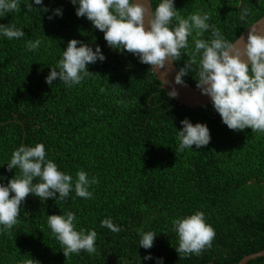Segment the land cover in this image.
<instances>
[{"label":"trees","instance_id":"16d2710c","mask_svg":"<svg viewBox=\"0 0 264 264\" xmlns=\"http://www.w3.org/2000/svg\"><path fill=\"white\" fill-rule=\"evenodd\" d=\"M159 2L153 0V7ZM175 5L185 18L208 13L209 23L233 43L264 16V0H175ZM45 6L48 12H29L21 0L18 11L0 18L25 31L20 39L0 37V183L19 174L7 166L13 151L37 143L74 180L83 169L99 183L90 187V199L74 190L64 200L46 202L29 194L18 223L0 233V264H157L161 257L163 264H238L264 250V132L229 129L211 102L196 107L170 98L154 70L135 54L109 47L103 32L77 16L72 0L34 5ZM56 8L62 15H53ZM244 9L250 14L241 22ZM74 38L100 45L106 59L89 64L92 73L79 85L68 87L59 78L49 85L51 66ZM36 39L40 48L29 51L26 42ZM192 48L189 37V49L175 61L178 69ZM184 79L197 87L196 65ZM185 118L208 125V145L175 151ZM68 211L77 217V230L97 232L95 253L65 256L47 217ZM197 211L213 227L214 239L199 255H180L172 220ZM106 218L121 230L101 227ZM138 228L157 235L152 248L139 247ZM149 254L152 259H144ZM248 264H264V256Z\"/></svg>","mask_w":264,"mask_h":264},{"label":"clouds","instance_id":"9594fccd","mask_svg":"<svg viewBox=\"0 0 264 264\" xmlns=\"http://www.w3.org/2000/svg\"><path fill=\"white\" fill-rule=\"evenodd\" d=\"M20 3L21 0H0V18L18 11ZM24 3L29 12L37 9L49 11L46 6L34 7L42 5L43 0H24ZM72 3L78 5V17H86L94 28L104 33L109 47L135 54L141 63L149 65L157 73L177 61L181 50L189 49L191 37L194 48L176 74L175 84H182L184 77L196 65L197 88L211 98L215 111L229 129L250 128L252 132H264V32L258 31L255 25L249 27L246 39L241 36L233 43L223 36L219 28L209 23L208 13L197 11L186 18L181 16L175 0H160L155 7H150L153 0H72ZM56 14L62 15V9L56 8L53 15ZM249 14V9L241 11L240 21L245 22ZM206 32L210 33L209 37L201 38ZM24 36V29L15 23H0V37L14 40ZM41 43L40 39L28 40L26 48L35 51ZM105 59L100 45L93 48L80 40L71 39L56 65L51 66L46 83L53 85V81L59 78L68 87L79 85L92 73L88 65ZM166 75H160L162 85L169 83ZM178 94L175 87L167 92L170 98ZM181 124L175 151L193 149V145L199 149L209 144L211 132L206 123H193L185 118ZM7 166L9 170L18 168L19 174L15 172L7 184L0 183V233L11 230L18 223L21 206L29 194L46 202L53 198L64 200L74 190L76 196L90 199L93 195L90 187L99 183L97 177L90 178L83 169L76 173L74 180L71 174L60 170L54 161L46 157L43 143L20 145L13 151ZM76 220L75 213L71 211L47 217V224L66 257L82 251L89 254L96 252L97 232L94 229L77 230ZM101 227L116 233L121 230L111 218L102 220ZM172 230L179 237V245L175 248L180 255L201 254L211 246L215 236L202 211L174 218ZM137 232L139 247L152 248L157 235L143 228H138ZM144 259L151 260V254ZM157 264H163L162 257L157 258Z\"/></svg>","mask_w":264,"mask_h":264},{"label":"water","instance_id":"95a60500","mask_svg":"<svg viewBox=\"0 0 264 264\" xmlns=\"http://www.w3.org/2000/svg\"><path fill=\"white\" fill-rule=\"evenodd\" d=\"M150 7H153V5H150ZM146 25H147V20H146ZM252 25H255L258 31L264 32V16ZM249 31L250 28H248L241 36H243L246 39ZM178 71L179 69L175 61L172 62L171 64L166 65L164 69L159 70V73H157L154 70V72L156 73L157 77L160 80H161L160 75L167 73L165 78L169 81V83L163 84L162 87L165 88L168 92L171 91L173 87H175L178 90L179 94L174 99L180 102L181 104H185L188 106H196V107L209 104L211 102V98L208 95L202 94L199 88L189 84L185 79L182 84L179 85L175 84V76L178 73ZM262 256H264V250L251 253L245 256L238 264H248L252 259H256Z\"/></svg>","mask_w":264,"mask_h":264}]
</instances>
